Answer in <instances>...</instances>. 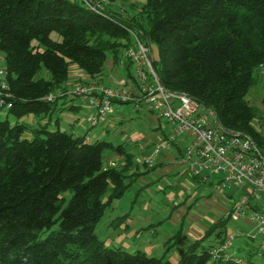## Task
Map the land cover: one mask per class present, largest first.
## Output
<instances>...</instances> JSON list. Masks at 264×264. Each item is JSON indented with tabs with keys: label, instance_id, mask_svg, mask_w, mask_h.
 I'll use <instances>...</instances> for the list:
<instances>
[{
	"label": "trees",
	"instance_id": "1",
	"mask_svg": "<svg viewBox=\"0 0 264 264\" xmlns=\"http://www.w3.org/2000/svg\"><path fill=\"white\" fill-rule=\"evenodd\" d=\"M109 1L113 6L94 11L80 0H0L6 109L16 117L14 123L0 120V264H171L141 251L110 248L95 234L104 209L128 186L126 171L134 161L122 145L48 130L40 120L31 127L19 121L29 113L52 117L66 95L52 102L43 97L66 88L69 63L91 77L103 74L107 52L117 64L130 44L126 25L155 43L152 66L166 88L211 107L224 128L250 135L264 151V133L253 124L255 119L261 124V115L246 99L264 68V0H146L129 16L117 0ZM42 66L47 79L37 77ZM108 147L123 155L121 169H104ZM229 220L219 217L172 264H255L253 255L264 256V248L246 243L252 235H236L241 242L232 253L229 247L210 254L226 240Z\"/></svg>",
	"mask_w": 264,
	"mask_h": 264
},
{
	"label": "rangeland",
	"instance_id": "2",
	"mask_svg": "<svg viewBox=\"0 0 264 264\" xmlns=\"http://www.w3.org/2000/svg\"><path fill=\"white\" fill-rule=\"evenodd\" d=\"M145 1L117 0L114 3L117 7L122 5L124 16H129L136 13ZM50 36L55 40L60 39L56 32H52ZM35 43L36 41H33V44ZM149 44L152 59H157L155 43L149 42ZM110 59L111 55L107 52L105 69L99 77H91L76 63H69L68 76L63 82L66 88L61 86L52 94L57 95L64 90L72 92L79 83L99 82L109 87H115L113 79L117 81L124 79L128 70L117 65H112L113 69L109 70ZM3 60V53L0 51V64L3 63ZM129 71L134 73V66H131ZM37 77L47 79L50 77V73L42 66ZM246 99L259 111L262 122L259 124V120L255 119L253 124L264 133V69H261L256 83L248 90ZM91 114L93 111L88 105L83 104L77 97L67 95L65 99H58L57 109L52 113L51 118L29 113L19 121L27 123L31 127L37 125L40 120V124L46 126L48 130L59 128V130H66L75 135H87L88 139H98L114 147L122 145L125 152L132 155L134 161L132 167L128 165V168H131L126 171L125 183L128 186L119 198L113 199L110 205L104 209L102 216L95 224V234L110 248L120 247L129 253L141 251L149 257L162 258L163 261H169L171 264L177 262L185 249L183 242L188 238L186 236H191L194 240L200 239L206 228L212 226L219 217L224 216L221 208L216 206L217 197L215 195L210 197L211 195L206 193L207 188L204 185L188 176L187 167L189 164H180L181 160L177 155H173V148L165 144L167 137L172 136L170 123L163 118H156L148 111L146 104L135 108L132 103H126L122 105L119 114L115 113L95 126H90L86 122V118ZM56 118L59 119L58 124L55 123ZM4 119L14 123L16 117L8 113L6 107H3L0 108V120ZM24 136L31 138L32 134L30 131H26ZM175 143L180 149L187 147L184 139L177 138ZM166 155L170 159H166ZM113 156L118 157L115 167L121 169L123 163L125 164L123 155L110 147L102 154L103 165L106 166L108 160ZM146 157L152 158V162H147ZM166 161L169 163L167 164ZM192 161L193 159H191ZM150 167L155 168L151 169ZM218 177L212 175L214 181H217ZM244 190L243 187L227 184L219 194L222 195L221 199L225 205H228L239 199ZM64 195L68 200L71 192L66 191ZM182 210L186 212H182ZM198 224H201L203 228H199L200 233H196ZM189 230H192L191 233ZM235 231H242L246 235L253 236L252 239L246 241L248 245L259 246L262 242L261 236L257 235L250 225L249 214H244L237 221L229 220L227 222L225 227L227 236L236 235ZM178 233L182 234L180 241L174 243L175 235ZM240 242L239 237H235L233 246L228 249V252L232 253L237 250V244ZM252 260L255 264H264V256L253 255Z\"/></svg>",
	"mask_w": 264,
	"mask_h": 264
},
{
	"label": "built area",
	"instance_id": "3",
	"mask_svg": "<svg viewBox=\"0 0 264 264\" xmlns=\"http://www.w3.org/2000/svg\"><path fill=\"white\" fill-rule=\"evenodd\" d=\"M80 1L94 11L113 6L109 0ZM124 28L130 36V44L123 48L119 62L114 64L111 60V65L125 68L128 72L120 81L113 79L115 87L101 83H79L72 92L62 91L57 95L49 93L43 99L52 102L56 96L64 94L77 97L93 111L86 118L90 126L105 121L115 113L119 114L126 103H132L135 108L146 104L148 111L156 118H163L170 123L172 136L168 137L165 144L173 148V155L181 160L180 164H189L188 172L201 181H211L206 193L221 198L219 193L227 184L245 189L239 199L226 205L224 214L233 221L249 214L250 225L261 236L260 246L264 248V151L256 146L250 135L224 128L211 107L184 92L166 88L153 69L148 38L135 26L126 25ZM131 66H134V73L129 71ZM260 69L264 68L260 66ZM5 77L6 68L2 63L0 108L10 107ZM177 138L184 139L187 147L180 149L175 143ZM146 160L152 162L150 157H146ZM117 162L118 157H111L104 169L115 167ZM212 175L219 176L217 181ZM249 188L250 191L247 190ZM235 232L236 235H245L242 231ZM236 235L227 236L222 245L210 250V254L216 257L227 250Z\"/></svg>",
	"mask_w": 264,
	"mask_h": 264
},
{
	"label": "crops",
	"instance_id": "4",
	"mask_svg": "<svg viewBox=\"0 0 264 264\" xmlns=\"http://www.w3.org/2000/svg\"><path fill=\"white\" fill-rule=\"evenodd\" d=\"M111 60H112V59L109 60V62H110V63H109V70H112V69H113V66L111 65ZM109 117H111V116H109ZM165 157H166V159H170L168 155H166ZM168 161H169V160H168ZM168 161H166L167 164L169 163ZM166 170H167V169H166ZM209 196H210V194H209ZM210 197H213V196L211 195ZM221 198H222V197H221ZM221 198H217V200H216V206H217L219 209L221 208L222 212H224L227 206L225 205L224 201H222ZM184 210H185V209H184ZM177 211H178V210H177ZM182 212H186V211H183V210H182ZM181 214H183V213H181ZM216 214H217V212H216ZM175 220H176V219H175ZM176 221H177V220H176ZM173 222H174L176 225H178L177 222H175V221H173ZM195 226H196V225H195ZM197 227H198V229L195 227V228L197 229L196 233H200V231H201L200 229H203L202 226H201V224H198ZM200 227H201V228H200ZM199 228H200V229H199ZM189 231H190V233H191L192 230H189ZM186 237H188V238L185 239L184 242H183V244H184L185 246H186L189 242H192V241L194 240V238L191 237V236H186ZM195 238H196V236H195Z\"/></svg>",
	"mask_w": 264,
	"mask_h": 264
},
{
	"label": "clouds",
	"instance_id": "5",
	"mask_svg": "<svg viewBox=\"0 0 264 264\" xmlns=\"http://www.w3.org/2000/svg\"><path fill=\"white\" fill-rule=\"evenodd\" d=\"M107 120V119H106Z\"/></svg>",
	"mask_w": 264,
	"mask_h": 264
}]
</instances>
